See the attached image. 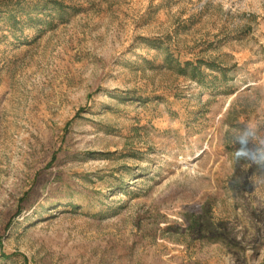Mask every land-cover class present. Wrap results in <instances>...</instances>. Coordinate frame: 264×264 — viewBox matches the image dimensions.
Masks as SVG:
<instances>
[{"label":"rangeland","instance_id":"rangeland-1","mask_svg":"<svg viewBox=\"0 0 264 264\" xmlns=\"http://www.w3.org/2000/svg\"><path fill=\"white\" fill-rule=\"evenodd\" d=\"M45 1L0 0V264H264V0Z\"/></svg>","mask_w":264,"mask_h":264},{"label":"trees","instance_id":"trees-1","mask_svg":"<svg viewBox=\"0 0 264 264\" xmlns=\"http://www.w3.org/2000/svg\"><path fill=\"white\" fill-rule=\"evenodd\" d=\"M45 2L46 3L44 5H42L41 7L46 8L47 6H50L51 4L61 6V4L59 2H54L53 0H46ZM35 11L37 12V14L39 12H42V10H38V9H36ZM7 13H8V16H9L10 20H15V21L17 20L16 14L13 11H8ZM28 17H29V19H35V18L32 17V15L30 13H28ZM173 61L178 63V66L180 68L181 73H184V72H186L188 70V68H191V70H192L191 71V77L194 78V79H197L201 83H204L205 73L201 70L202 61H197L196 63L192 62V61H187L185 63H181L178 60H172V62ZM221 71L222 72H227V70H225V69H222ZM226 77L227 76L225 74L224 78H226ZM216 78L217 77L215 76V79Z\"/></svg>","mask_w":264,"mask_h":264}]
</instances>
